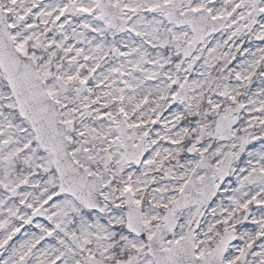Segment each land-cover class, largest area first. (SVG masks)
Masks as SVG:
<instances>
[{
    "label": "snow or ice",
    "instance_id": "1",
    "mask_svg": "<svg viewBox=\"0 0 264 264\" xmlns=\"http://www.w3.org/2000/svg\"><path fill=\"white\" fill-rule=\"evenodd\" d=\"M0 264H264V0H0Z\"/></svg>",
    "mask_w": 264,
    "mask_h": 264
},
{
    "label": "rangeland",
    "instance_id": "2",
    "mask_svg": "<svg viewBox=\"0 0 264 264\" xmlns=\"http://www.w3.org/2000/svg\"><path fill=\"white\" fill-rule=\"evenodd\" d=\"M235 63V62H234ZM196 74L193 73L192 75H190L189 79L193 78Z\"/></svg>",
    "mask_w": 264,
    "mask_h": 264
},
{
    "label": "bare ground",
    "instance_id": "3",
    "mask_svg": "<svg viewBox=\"0 0 264 264\" xmlns=\"http://www.w3.org/2000/svg\"><path fill=\"white\" fill-rule=\"evenodd\" d=\"M165 115H167V113H165Z\"/></svg>",
    "mask_w": 264,
    "mask_h": 264
}]
</instances>
